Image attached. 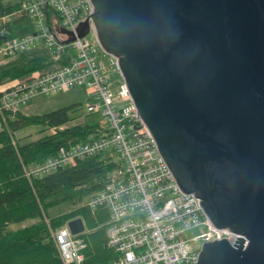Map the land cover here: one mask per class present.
<instances>
[{"label":"water","instance_id":"1","mask_svg":"<svg viewBox=\"0 0 264 264\" xmlns=\"http://www.w3.org/2000/svg\"><path fill=\"white\" fill-rule=\"evenodd\" d=\"M90 3L99 46L177 187L240 237L204 245L196 264H264V0Z\"/></svg>","mask_w":264,"mask_h":264},{"label":"built area","instance_id":"2","mask_svg":"<svg viewBox=\"0 0 264 264\" xmlns=\"http://www.w3.org/2000/svg\"><path fill=\"white\" fill-rule=\"evenodd\" d=\"M92 15L90 0H20L19 9L2 19L6 23L16 17L28 18L32 31L0 45V67L36 50L47 51L53 65L1 86L0 117L13 116L35 97L83 90L89 100L85 112L98 115L103 125L89 144L59 149L48 160L21 166L22 177L31 184L103 156L117 169L103 191L86 199L84 206L108 217L104 242L113 259L105 264H196L204 245L240 237L214 227L199 199L177 187L139 119L117 60L99 46ZM85 22L89 29L83 40L78 39L76 32ZM90 31L92 39L88 38ZM112 75L118 78L115 84ZM66 226L54 231L48 228L56 254L61 264H84L87 248L79 237L86 229L76 237Z\"/></svg>","mask_w":264,"mask_h":264},{"label":"trees","instance_id":"3","mask_svg":"<svg viewBox=\"0 0 264 264\" xmlns=\"http://www.w3.org/2000/svg\"><path fill=\"white\" fill-rule=\"evenodd\" d=\"M20 0H0V45L8 40L31 34L28 18L2 19L19 9ZM44 50L23 53L0 67V85L26 78L34 71H46L53 63ZM78 107V108H77ZM81 106L22 117L15 112L12 120L0 128V264H61L50 241L48 228H63L68 221L81 220L86 233L79 238L86 244L84 264H105L113 254L105 247V224L108 217L101 211L90 212L84 201L102 192L111 182L117 166L103 156L82 161L76 168H65L50 177L29 183L23 179L21 166L36 165L57 154L60 149L89 144L103 126L94 114L70 119ZM98 116V115H97ZM99 117V116H98ZM100 119V118H99ZM72 122V123H71ZM40 128L36 142L15 139L26 127ZM69 205L71 212L50 220L46 214Z\"/></svg>","mask_w":264,"mask_h":264},{"label":"rangeland","instance_id":"4","mask_svg":"<svg viewBox=\"0 0 264 264\" xmlns=\"http://www.w3.org/2000/svg\"><path fill=\"white\" fill-rule=\"evenodd\" d=\"M13 1H18V0H13ZM93 31H90L88 38L92 39L93 38ZM34 73H29L26 78L22 79L25 80L27 78H29L30 75H32ZM19 79H14L12 81L9 82H4L1 86L4 85H9V83L13 82V81H18ZM21 80V81H22ZM111 80H113L114 84L117 82L118 78L115 75L111 76ZM84 91L80 90V91H74V92H70L67 94H61V95H55V96H51L48 98L45 97H35V99H31L29 104H27L26 106H23V108H19L16 112L19 113L20 116H24V117H33L36 118L37 116H44V115H49V113L55 112V111H60L62 109L68 108V107H74V106H81L82 109H80L79 111L75 112L74 115H70V119H72V121H75L76 119L80 118V117H86L88 116V114L85 112V109L87 108V105L89 103L88 98H86V96L83 94ZM97 103V101H95ZM98 104V103H97ZM78 108V107H77ZM94 118L99 119V117L97 115H93ZM14 118V116L10 115L7 118H2L0 117V128L1 126H4L5 123H7V119L8 120H12ZM72 123V122H71ZM39 131H41L40 128H34L33 126H28L25 128L24 131H20L18 133L15 134V139H24L23 142H36L37 139L39 138L38 133ZM72 207L69 205H64V206H59L55 209H53L52 211L48 212L47 217L50 220L56 219L58 217H60L61 215L64 216L67 213L71 212ZM70 221L66 222V225H68Z\"/></svg>","mask_w":264,"mask_h":264}]
</instances>
